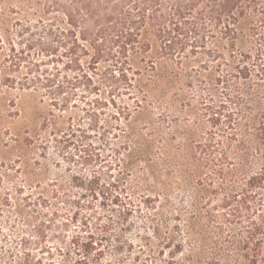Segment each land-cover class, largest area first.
Wrapping results in <instances>:
<instances>
[{
	"label": "trees",
	"instance_id": "1",
	"mask_svg": "<svg viewBox=\"0 0 264 264\" xmlns=\"http://www.w3.org/2000/svg\"><path fill=\"white\" fill-rule=\"evenodd\" d=\"M0 51V99L13 107L9 114L20 115L23 92L38 93L48 107L33 128L5 127L2 134L9 137L2 144L16 159L11 167L0 159V167L19 163L15 171L27 180L34 173L28 154L46 157L52 142L63 152L73 144L79 151L96 149L84 142L94 134L100 135L99 148L114 151L125 169H143L148 190L157 192L141 194L139 201L129 194L122 198L113 192L114 183H100L94 175L83 186L93 199L101 197V212L92 202L77 203L94 211L95 220L91 227L86 215V239L72 240L86 253L78 261L88 263V254L97 250L93 264H105L111 247L115 254H132L134 244L123 233L144 206L148 212L142 216L156 240L142 237L147 248L139 245L132 258L139 264H172L186 244L196 255L190 260L199 263L264 264V0H0ZM195 98L204 106V122L183 124L181 116L188 120L184 113ZM93 160L90 154L84 158ZM4 176L13 181L0 170L2 226L32 237L14 242L25 249L65 244L61 228L68 224L57 223L59 200L69 203L60 194L63 186L34 183L44 190L31 203L18 195L25 184L2 183ZM172 188L188 192L183 207L170 200ZM114 205L122 207L118 215ZM180 218L183 224L173 225ZM184 231L188 239L182 241L178 234ZM44 249L51 263L58 255V264H68L64 246ZM166 249L170 259H159ZM23 254L12 259L15 264L35 261ZM5 255L0 259L10 257Z\"/></svg>",
	"mask_w": 264,
	"mask_h": 264
},
{
	"label": "rangeland",
	"instance_id": "2",
	"mask_svg": "<svg viewBox=\"0 0 264 264\" xmlns=\"http://www.w3.org/2000/svg\"><path fill=\"white\" fill-rule=\"evenodd\" d=\"M3 58V52L0 51V60ZM196 86L198 84L196 83ZM103 95L102 97L104 98L105 96L107 97L106 89L103 88ZM191 94L195 93V89L190 88V90H187ZM199 93H204L203 90H201ZM41 95L38 93H33L32 91L29 92H23L21 98L18 100V108L21 109L20 115H10L9 110L11 111L13 107L8 106V102L5 100L0 99V116H5L7 121L6 124H1L0 125V134H2V131L5 130V127L7 126H12V130L14 131L15 129H19L20 131L25 128V127H31L33 128L34 126H37L40 121L42 120V117L46 115V112L48 110V107L46 104L41 103ZM193 110L195 113L190 112ZM188 113H184L185 115L188 116L187 119H182L181 116V122L183 124H195V121H200L204 122V106L195 99L191 101V105L187 106ZM186 116V117H187ZM1 118V117H0ZM97 134V133H96ZM100 135H92L91 138L84 140L86 145H89L90 143L95 145L96 144V149L94 147H84L82 149H89L87 151L82 150L79 151L75 148V145L73 144L67 151L63 152L60 151L57 147H55V143L52 142L50 144V149L46 151L44 156H41L40 152L38 154L35 153H30L27 156V160L29 161V164L31 165V171H34V173H30L27 175L25 178L27 180H23V176H21L20 172H16L15 170L17 167H19V163H16L18 166L13 167V169H8V167H11V162L16 159V154L15 152L11 151L9 148L5 147L2 142L7 139L9 136L7 134H2L1 135V143H0V159L6 160V164H8V167H0V170L3 171V173L7 172L12 175L13 181H8V178L6 176L3 177V182L2 183H23L22 185L25 184L26 187H24L23 191L18 194L21 197H27L28 201L35 202L37 199L38 193H42L44 190L42 187H35L34 183H41L42 186H47V188L50 189H59L60 185L61 187L63 186V189H59L60 194L68 195L69 203L64 205V202H62L64 199L59 200V211H58V218H57V223L60 224L62 221L67 222L68 226L65 228H61V234L65 240V244H59L58 241L52 243V241H49L44 244L40 245H30L27 247V249L22 247V245H17L14 240H18L20 242V239L22 237H26L31 240V236L28 234H25L23 232H19V235L14 234V229L13 227H10L8 225H3L2 226V217L0 216V256L3 254L7 256V254H10V257H6L4 259H0V264H15V262L12 260L14 257H16L17 253L18 255H24V251L32 254L35 256L34 262L32 264H58L59 261L61 260V257L58 255H54V262L51 263L50 254L46 249H44L46 246H50L51 248H56L60 246H64L66 252L69 253V261L68 264H93V254L97 250H93V253L88 254V263L80 262L78 260L84 259L83 255L86 254L81 250L78 254L75 253L78 249V245H75L72 240L74 237L77 235L80 236L81 241L86 239L87 232L84 231L82 221L85 219L84 217L87 215L90 217L89 220V225L91 227L94 226V219L90 216V214H93L94 211L92 212L91 209H80L78 207L79 205H84L89 202H92L94 204V207L97 211L101 212L100 208V200L101 197H99L98 200L93 199L91 195V191L87 190L85 186H87V183H91L90 181L94 179V175H97L100 177L99 182L100 183H114L116 185L115 188H113V192L117 195H120L122 198L125 195H131L133 196L136 201H139L140 195L141 194H155V190H148L147 180H143L141 170L143 169H135L132 171H128L127 169L124 168V166L118 162V155L112 152V150H105L104 148H99L101 147L100 144V139L98 138ZM112 136V135H109ZM111 139V138H110ZM108 139V140H110ZM118 140L116 139H111V142H117ZM100 144V145H99ZM94 155L93 161L90 162H84V158L87 157L89 154ZM98 154V155H97ZM81 156L83 158H81ZM100 157V158H99ZM121 157H124L121 154ZM1 161V160H0ZM38 161L40 162L39 164H36L35 162ZM7 168V170H4ZM26 171V170H25ZM37 175V176H36ZM77 176L78 179L74 180L73 177ZM146 178V176L144 177ZM141 182H139V181ZM28 183H33V188L28 186ZM51 183H57V185L53 184V186H49L48 184ZM13 185V190H11L9 193H11L12 197H16L15 193V185ZM85 185V186H83ZM17 186H21L17 184ZM179 189V188H178ZM177 188L173 189L170 192L169 198L173 202L176 207L181 208L183 207L184 203L187 202L189 199V194L188 192H181V190H178ZM124 190V191H123ZM161 190V189H160ZM33 193V194H31ZM1 194H5V188L1 189ZM46 195H49L45 193ZM51 200L58 201V199L51 197ZM160 201H157V205L162 204L163 202V195L161 198H159ZM80 202V203H79ZM79 203V205H77ZM115 206V205H114ZM116 209L113 211L114 215H118L119 211L122 209L120 205L115 206ZM46 208V207H44ZM43 209V208H40ZM143 212L142 215H146L147 208L142 207L141 209ZM47 211V210H45ZM54 210L52 208H49V213L51 214ZM76 212H80L78 215V219H73V216ZM177 213V212H176ZM139 212L134 213V215L131 217V221H135V223L132 226L131 230H127V232H124V239L126 241H130L132 244H134V248L132 250V254H130L129 251L126 250H121L119 254H115V251L112 249L107 248V252L105 255V264L107 263H116V258L117 257H122L124 264H139V262L133 261V256L136 255L138 249L140 248L141 245H145L144 240L142 237H151L152 240H156V238L153 237V231L149 230L147 228V219L144 218ZM183 218V217H182ZM180 218V220H172L173 225L175 224H183V219ZM117 221V219H116ZM13 224V222H12ZM119 225V224H117ZM20 229L23 227L21 225L18 226ZM95 229V228H94ZM94 231V230H92ZM21 237V238H20ZM112 237V236H111ZM179 239L183 241V239H188L187 234L179 232L178 234ZM34 241V240H33ZM186 241V240H185ZM106 242L104 241V245ZM103 245V246H104ZM140 245V246H139ZM186 250L182 254H175V258L172 260V264H208L206 262H196L190 260V258H195L196 255L192 254L191 251L188 249V245L186 244ZM97 248L100 249V246L97 245ZM147 248V246H146ZM10 249V250H9ZM9 251V252H7ZM166 254L164 256L160 255L158 258L160 259H170V255L168 254L170 252L169 249H166ZM4 257V256H3ZM145 256H141V261L143 260ZM157 257V255H156Z\"/></svg>",
	"mask_w": 264,
	"mask_h": 264
}]
</instances>
